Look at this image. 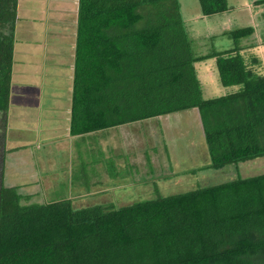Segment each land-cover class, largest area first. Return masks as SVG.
Masks as SVG:
<instances>
[{"label": "trees", "instance_id": "obj_1", "mask_svg": "<svg viewBox=\"0 0 264 264\" xmlns=\"http://www.w3.org/2000/svg\"><path fill=\"white\" fill-rule=\"evenodd\" d=\"M154 1L79 0L69 132L83 134L196 107L211 167L264 155V75L248 67L238 43L254 27L229 30L235 42L229 49L184 58L192 50L183 28L177 40H164L154 23L135 26L144 19L138 5ZM17 3L0 0L3 113L10 100ZM199 3L203 14L229 8L227 0ZM153 52L168 59L165 66L173 69L167 73L176 83H165V73L155 67L135 73L146 65L141 54ZM210 56H215L220 82L238 84L236 92L202 96L195 62ZM152 74L159 77L157 87ZM168 84L174 90L164 92ZM2 174L0 264H264V172L117 207H77L71 198L29 201L30 195L6 185Z\"/></svg>", "mask_w": 264, "mask_h": 264}, {"label": "rangeland", "instance_id": "obj_2", "mask_svg": "<svg viewBox=\"0 0 264 264\" xmlns=\"http://www.w3.org/2000/svg\"><path fill=\"white\" fill-rule=\"evenodd\" d=\"M25 2H28L26 7L23 6L25 11H20L22 18L16 21L18 28L15 37L17 40L14 41L15 44L17 42L16 48L18 49H15L14 54L15 61L11 82L13 92H18L31 81L26 76V71L31 64L25 57L27 51H23L26 45L28 49H35L34 53L30 52L34 58V64L39 69V72L34 76L40 79L39 85L45 87L39 94L41 96H36L40 99L38 105L41 106L35 108L34 112L36 110L40 112L39 108L57 103L66 109L73 80L77 13L75 11L69 12V10L63 11L59 6L55 8L54 2L48 0H25ZM179 2L181 11L185 15L184 11H188V8L185 9L186 3L184 0H179ZM35 3L37 8L34 6ZM197 3L200 6L199 1ZM190 5L195 9L200 8L195 2L190 3ZM252 10L250 16L254 20L253 25L256 30L247 39L249 41L247 46H253V49L249 48L253 52L246 54V61L248 67L264 75V2L255 5ZM142 12L144 19L138 21L135 26L154 23L164 31L166 37L163 38L164 40H169L170 36L177 40V37L183 34L182 28L183 32L187 29L185 24H191L198 29L197 41L205 47L210 46V51L212 49L218 50L219 44L223 45L221 49L227 47L224 38L212 37V34L207 36L203 31L208 22H213L216 16L207 20L199 18L189 20L188 15H185L184 18L182 17L184 26L177 24L180 16L177 14L175 0H157L146 3L145 10ZM238 15L239 17L233 23V29L251 24L250 21H247L246 12L241 11ZM187 33L190 36L188 30ZM196 36L192 35L189 37L190 39L187 38L189 47L192 44L196 45L194 42ZM252 42L254 43L252 44ZM256 44L261 46L256 47ZM155 54L154 52L142 53L141 57L147 58L144 62L146 65L140 66L139 70L136 67L135 73H143L141 68L147 66L155 67L159 70L162 69V74L165 73V83H176V79L170 77L171 73H167L173 69L170 66H165L168 64L166 62L168 59ZM191 55V53L182 54L184 58ZM252 57L257 59L254 60ZM202 61L210 65L208 67L210 73L197 75L200 79L203 97L210 98L229 94L239 89L238 84L225 86L220 82L215 60ZM199 71L197 70V73ZM125 73L128 71L126 70ZM149 78L154 79L152 81L154 87L159 85V77L156 79L152 74ZM129 87L127 94L132 89L131 86ZM138 88L142 91L141 85ZM29 90L32 89L29 88ZM172 90H174V84H168L163 89L164 92ZM157 94L156 92L155 95ZM134 98L135 96L132 95L131 99ZM28 99L24 98V101ZM17 103L15 102L14 105ZM26 103V106L29 107L26 110L31 112L32 101ZM65 111L63 110V113ZM54 116L55 113L52 116L53 119ZM58 119L59 124L63 117L58 114ZM126 125L121 130L124 137L119 133L120 131L115 129L110 131L109 134L112 136H109L106 134L109 129L104 128L106 130L97 133L91 132V134L85 135L87 137L79 135V138L75 140L70 137L71 142L69 141L68 130H65V124L62 125V130H60L61 127L58 128L57 136L48 133L40 136V131H30L26 133V142L31 149L28 148L27 150L31 153L34 150L39 157L30 155L24 166L26 171H24L21 165L14 164L15 168H8L7 166L9 163L7 151L10 144L9 141L4 143L3 133L9 125L7 126L4 117L1 115L0 170L3 173L2 176L4 175L6 180L9 170L13 173L9 177L10 181L18 179V182L15 183L20 184L22 179L38 178L43 174L42 172L47 171L49 175L52 174L50 178L43 181L44 187L32 180L25 184L26 186L19 187L18 190L24 195H30L29 201L45 202L58 198H71L73 205L77 207L94 203H111L117 207L156 197L158 194L177 193L197 186L219 183L238 175L245 177L264 172V155L240 161L237 165L228 163L220 169L211 167L208 147L196 107L154 115L149 119L129 122ZM7 133L10 134L9 139L21 140V142L24 140L23 134L15 138L11 136L10 130ZM5 135L7 134L5 133ZM53 137L55 138L50 141L49 138ZM61 139L66 140L65 146L68 148L55 147L61 146L60 144L58 146ZM4 144H7V151L3 148ZM3 159H5L4 163ZM33 160L38 165L31 164ZM18 174L23 178L17 176ZM54 177L56 178L54 179ZM23 199L26 200V197Z\"/></svg>", "mask_w": 264, "mask_h": 264}, {"label": "crops", "instance_id": "obj_3", "mask_svg": "<svg viewBox=\"0 0 264 264\" xmlns=\"http://www.w3.org/2000/svg\"><path fill=\"white\" fill-rule=\"evenodd\" d=\"M48 1L54 2L55 8H57L59 6L60 8H62L63 11H67V10H69V12L75 11V13H77V15H78L79 0H48ZM198 1L199 0H184V3H186L185 9L188 8L187 9L188 11H184V14L188 15V17L190 18L189 20H192L193 18H199L201 20H204V19L207 20L208 18H211L212 16H216L215 20L213 19L214 20L213 22H208L206 28H203L204 29L203 31H205L207 36L212 34L213 35L212 37L220 36V37L224 38V41L227 44V47L221 49L223 47V45L219 44L218 50H225V49H229V48L234 46V44H235L234 39L229 35L228 31L233 29V23L239 17V15H238L239 12H241V11L246 12V15H248L247 21H250L251 22L250 25L254 27V25H253L254 20H253V18H251L250 15L252 14V12H253L252 9L255 7V5H257V4L259 5V3L256 2L257 0H227V2L229 4V8L222 11V12L213 13V14H203L200 10L201 8L195 9L192 5H190V3L195 2L197 4V6L200 7L199 4L197 3ZM27 3L28 2H25V0H18V3H17V19L22 18L20 13L25 11V8H23V6L26 7ZM145 4L146 3H141L137 7V10L141 14H143L142 11L145 10ZM175 4H176L178 16H180V20L182 21V25L184 26L185 23L183 24L184 21L182 20V17L184 18L185 15H183V13L181 11V6H180L179 0H175ZM34 6L36 7V3ZM34 20H36V19H34ZM142 20H143V18L139 19L138 21H142ZM137 22H136V24H138ZM185 26H187V29L185 30V36L187 38L191 37L192 35L196 36L199 34L198 29L195 28L196 26H192L191 24H189V25L185 24ZM17 28L18 27L15 26V34H16ZM187 30L190 32V36L188 35ZM255 30L256 29L254 28V31L251 34L242 36L238 39V43H239V47H240L239 51L244 56L245 59H246L247 53L253 52V51H251V49H249V48L253 49V46H251V47L247 46L249 44L248 43L249 41L247 39L249 36H252L254 34ZM197 38L198 37L196 36V38L194 40L196 45H193V44L191 45V50H192L191 54L197 56V55L209 53L210 52V49H209L210 46H207V47L203 46L201 43H199L197 41ZM15 39L17 40L16 37H15ZM183 43L187 44V42H185V41ZM253 43L254 42H252V44ZM16 44H17V42H16ZM16 44L14 41L13 56L15 54V49H18V48H16ZM258 46H261V45L256 44V47H258ZM26 47L27 46L25 45L23 51H25V52L27 51L25 53V54H27V55H25V57L28 61L31 62V64H29L28 71H26V76H27V78L29 77L31 81L28 84H26L25 86H23L16 93L13 92V86L11 84L9 105H8L5 113L0 112V116L2 115V117H4V121L7 124V126L9 125L8 129L7 130L5 129L4 133H3L4 134V136H3L4 143L9 141V144H10L8 151L6 150L7 144H4V146H3L5 148L4 150H6L8 153L9 163L7 164V166H8V168H15L14 164L17 166L21 165L24 171H26L24 169V166H25L26 162L28 161L27 158H29L30 155L36 156L37 158L39 157L38 154H36L34 152V150H33L34 154L31 153V151L27 150L28 148L31 149V147L28 145V142H26L27 141L26 133H29L30 131L37 130V131L41 132V133L39 132L40 136L42 134L45 135L47 133L48 134H54L55 136H57V131L59 130L58 128L61 127L60 130H62V125L65 124V126H66L65 130H68V134H69L68 137H69V141L71 142L72 140L79 138V135H83L84 137H87L85 135L91 134V132L97 133V132L106 130V129H100V130H95V131H91V132H86L83 134L72 135L69 132L71 95H70V99H68L69 103H68V107L66 109H63V107H61V105L57 103L56 105L54 104L51 106L39 108L40 112L38 110H36L34 112L35 108L41 106V105H38V101H40V99H38L37 97L39 94H41V91L45 87H43L42 85H39L41 83L40 79H38L37 77L34 76V74L39 72V69H37L36 64H34L35 61H34V58H32V54H31V53L35 52V49H32V48L28 49ZM193 47H195V48H193ZM213 50H215V49H212L211 51H213ZM209 59L215 60V56H210V57L204 58L203 60H209ZM252 59L255 60L254 57H252ZM14 61H15V58H14ZM30 62H28V63H30ZM200 62H202V63H200ZM198 63H200V64L198 65ZM195 65H196V68L198 70H200L198 72V75L210 73V71L208 69V67H210V65L205 63L204 61H202V60L196 61ZM13 66H14V63H13ZM12 76H13V72H12ZM11 82H12V79H11ZM29 88L32 90H29ZM17 93H19V94H17ZM27 93H29V95H26ZM39 96H41V95H39ZM24 98H29V99L24 101ZM30 98H32V99H30ZM68 98H69V94H68ZM28 101H32L33 107H32L31 112L26 110V108H29L28 106H26L27 105L26 102H28ZM15 102H18V103L14 105ZM9 106H10V109H9ZM15 108H17V109L15 110ZM8 109H9V111H8ZM51 109H55V110H51ZM63 110H66L65 113H63ZM54 113H55V116L53 119L52 116L54 115ZM168 113H171V112H168ZM58 114L61 117H63V119H61L59 124H58V120H59ZM66 114H67V117H66ZM150 117H153V116H150ZM150 117H147V118L149 119ZM143 119H145V118H143ZM139 120H141V119H139ZM139 120L130 121V122H137ZM127 123H129V122L121 123V124L117 125V127H114V126L108 127L109 130L107 131L106 134H108L109 136H112V134L110 135L109 133H110V131H113V129H115L116 131H120L119 133H121V135L123 136L124 134L121 130L127 126L126 125ZM8 130H10L11 136H13L15 138H17L16 136H20L23 134L22 138L24 140H22V142H21V140H15L14 141L12 138L9 139L10 134L8 135V133H7ZM5 133L7 135H5ZM70 137L72 138V140L70 139ZM54 138L55 137L49 138V140L52 141ZM65 141L66 140L61 139V141L58 143V146H59V144L61 146H59V147L55 146V147L61 148V149L62 148H65V149L68 148L65 146ZM54 142H56V141H54ZM2 161L4 163L5 159H3ZM31 164L38 165L37 162L34 160L31 161ZM42 173L43 174H41L38 178H36V177H31L32 179L31 178L30 179L25 178L24 180L22 179L20 181L22 183L17 184L15 182H18V179H15V181H13V180L10 181L9 177L11 175H13V173L9 172V170H8L7 177H6L7 181L5 179L4 180L6 182L4 180L3 181L6 185H17V187L19 188V187L26 186L25 184H28L32 180L34 182H37L40 186L44 187L45 185H43V181L50 178L52 174L49 175L47 171L42 172ZM17 176H20L21 178H23L19 174ZM52 178H53V176H52ZM55 178L56 177H54V179ZM74 196H76V195H74Z\"/></svg>", "mask_w": 264, "mask_h": 264}]
</instances>
